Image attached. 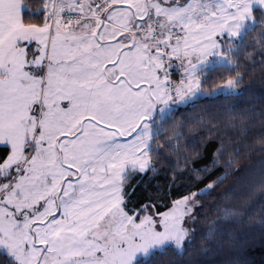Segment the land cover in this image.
<instances>
[{"label": "snow or ice", "instance_id": "obj_1", "mask_svg": "<svg viewBox=\"0 0 264 264\" xmlns=\"http://www.w3.org/2000/svg\"><path fill=\"white\" fill-rule=\"evenodd\" d=\"M0 264H264V0H0Z\"/></svg>", "mask_w": 264, "mask_h": 264}, {"label": "trees", "instance_id": "obj_2", "mask_svg": "<svg viewBox=\"0 0 264 264\" xmlns=\"http://www.w3.org/2000/svg\"><path fill=\"white\" fill-rule=\"evenodd\" d=\"M31 15H33L34 17H37L38 18V14L37 13H32ZM215 75V74H214ZM219 79L217 78V83H219ZM209 87H214V85L209 84ZM224 102V97L223 96H218L217 99L215 101H212V100H209L208 101V104H213V103H223ZM254 257L257 261H259L260 259V249L259 247L257 246V249L254 251Z\"/></svg>", "mask_w": 264, "mask_h": 264}]
</instances>
